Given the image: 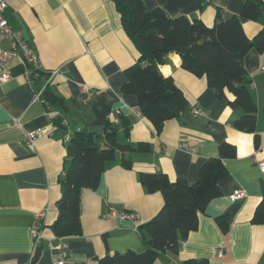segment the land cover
I'll use <instances>...</instances> for the list:
<instances>
[{"label":"crops","instance_id":"obj_1","mask_svg":"<svg viewBox=\"0 0 264 264\" xmlns=\"http://www.w3.org/2000/svg\"><path fill=\"white\" fill-rule=\"evenodd\" d=\"M5 1L9 26L36 51L44 72L27 77L29 67L20 57L4 66L10 77L0 85V264H54L61 243L66 245L67 264H99L98 259L106 254L143 251L137 226L160 210L163 196L159 191L147 192L139 174L161 172L171 181L183 178L194 183L201 165L219 155L223 142L233 144L236 155L223 159L227 175L219 183L220 196L198 213L197 227L178 241L177 250L161 252L153 264H182L186 259L200 258L207 259L208 264H264V226L251 222L264 196V175L255 162L264 160V50L252 48L244 57L251 79L249 90L258 107V145L254 133L231 124L241 115L229 105L232 94L224 90L225 97H219L204 76L180 66L176 53H169L159 68L173 77L188 104L177 117L166 120L158 133L141 114L136 97L121 91L126 81L124 70L139 54L124 32L112 0ZM142 1L148 9L159 8L169 17L198 18L208 26L239 15L244 3ZM240 21L249 38L264 24V18L254 21L240 17ZM1 44L8 48L9 41ZM47 70H57L48 81ZM47 83L50 92L63 99L64 108L56 102L43 103L42 96L34 98ZM81 85L93 89V94L88 97L81 93ZM195 107L204 113L194 114ZM58 117L66 121V128L55 123ZM126 121L128 133L124 129ZM109 123L116 128L119 142L133 147L147 142L149 150L125 154L116 151L97 188L81 191V233L58 237L51 224L58 215L59 179L69 162L64 133L103 134L109 130ZM27 131L38 133L35 149L25 143ZM181 142H186L188 148L179 147ZM123 156L131 160L129 168L121 164ZM237 189H244L245 195L232 201L230 195ZM111 208L134 212L137 219L107 217ZM42 210L41 240L35 251L30 227L34 214ZM223 213L230 218L225 232L215 221ZM219 248L221 252L217 253Z\"/></svg>","mask_w":264,"mask_h":264},{"label":"trees","instance_id":"obj_2","mask_svg":"<svg viewBox=\"0 0 264 264\" xmlns=\"http://www.w3.org/2000/svg\"><path fill=\"white\" fill-rule=\"evenodd\" d=\"M112 2L120 15L124 32L139 54L136 61L124 70L126 81L121 91L136 97L141 114L151 122L156 132L159 133L164 122L177 117L188 104L173 77L164 75L159 68L169 53H176L181 60L180 66L196 76H204L207 85L215 88L219 97H225L224 90L232 94L229 105L240 110L241 115L235 117L231 124L238 130L254 133L255 145L259 144L256 133L258 107L249 90L251 79L244 66V57L252 48L258 52L264 50V24L249 38L240 17L254 21L264 18L263 0H244L239 15H232L212 26L184 15L169 17L159 8L148 9L142 0ZM47 85L41 92L42 102H56L64 108L63 99L52 94ZM61 120L58 117L55 123L65 127L61 125ZM108 127L109 130L103 134L76 131L66 143L69 162L59 179L61 196L57 201L58 215L51 224L58 237L81 233V191L97 188L102 172L116 151L125 154L149 150L147 142H139L134 147L119 142L116 128L110 123ZM124 129L128 133V121ZM235 155L233 144L221 143L219 155L206 159L194 183L183 178L171 181L161 172L140 173L139 181L147 192L159 191L163 196L160 210L150 220L137 226L144 250L136 252L128 249L106 254L98 259V263L153 264L161 252L176 251L178 241L197 227L198 213L212 199L220 196L219 183L227 175L223 159ZM121 164L129 168L131 160L123 156ZM215 221L223 232L228 230L229 214H220ZM251 222L264 226V196L256 205ZM37 256L38 251L32 257V263ZM182 264H208V260L186 259Z\"/></svg>","mask_w":264,"mask_h":264},{"label":"built area","instance_id":"obj_3","mask_svg":"<svg viewBox=\"0 0 264 264\" xmlns=\"http://www.w3.org/2000/svg\"><path fill=\"white\" fill-rule=\"evenodd\" d=\"M6 8H7V2L5 0H0V85L4 83L10 77L7 71H5L4 66L10 59L14 57L22 58L23 61L29 67V69H27V72H26L27 77L30 76L31 72L38 74V72L42 71L36 51L33 48L28 46V44L25 42L24 38L22 37L19 31H15L11 29V27L9 26L7 16H6ZM3 40L9 41L8 48H5L2 46L1 43ZM262 69L264 70V68ZM45 72L48 73V77H47V81H48L50 78L54 76L57 70H47ZM41 92L42 90H38L35 93L34 98L40 99ZM80 92L90 97L93 94V89H91L90 87H87L86 85H81ZM192 111L194 114H198V115L204 113V110L196 108V107ZM15 124L19 125L17 121H15ZM61 125L62 126L66 125V121L64 119L61 120ZM37 136H38V133L35 131L26 132L25 143L29 148L35 149V139ZM69 138H70L69 133L65 132L63 136V141L67 143ZM179 147L188 148V144L186 142H181L179 144ZM255 162L259 170L261 171V173L264 175V160H258ZM244 195H245L244 189H237L230 195V199L234 201V200L242 198ZM111 215H116L122 219H130V220L137 219V214L134 212L123 211V210L119 211L114 208H111L108 211V213H106L107 217ZM43 216H44V210L36 212L34 214L33 223L30 227V236L32 239V249L35 251L41 240L39 224ZM50 247H52V244H50ZM59 247H60V256L58 258H55L53 263L54 264H67L64 261V259L67 256L66 245L64 243H61ZM220 252H221V248L217 250V253H220Z\"/></svg>","mask_w":264,"mask_h":264},{"label":"rangeland","instance_id":"obj_4","mask_svg":"<svg viewBox=\"0 0 264 264\" xmlns=\"http://www.w3.org/2000/svg\"><path fill=\"white\" fill-rule=\"evenodd\" d=\"M123 137V136H122Z\"/></svg>","mask_w":264,"mask_h":264}]
</instances>
